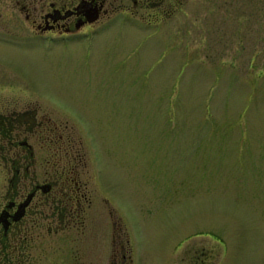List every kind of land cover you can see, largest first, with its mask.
Segmentation results:
<instances>
[{"label":"rangeland","instance_id":"1","mask_svg":"<svg viewBox=\"0 0 264 264\" xmlns=\"http://www.w3.org/2000/svg\"><path fill=\"white\" fill-rule=\"evenodd\" d=\"M257 5L64 47L0 45V107L19 102L68 124L96 202L84 234L37 231L34 264H80L82 253L90 264L114 233L133 240L142 264H189L190 245L208 264H264ZM9 169L0 161V208Z\"/></svg>","mask_w":264,"mask_h":264},{"label":"flooded vegetation","instance_id":"2","mask_svg":"<svg viewBox=\"0 0 264 264\" xmlns=\"http://www.w3.org/2000/svg\"><path fill=\"white\" fill-rule=\"evenodd\" d=\"M246 2H257L259 15L261 0H0V45L34 51L122 35L132 28L145 33L182 15L221 13L226 18ZM19 104L0 107V161L10 164L12 174L0 208V231L15 244L13 264H34L31 251L41 236L36 232L47 225L50 234L70 228L81 234L83 227L84 234L86 211L96 202L83 179L85 153L73 129L39 107ZM105 239L90 264H142L129 236L114 233ZM189 247V264H208L209 253L198 261L195 247ZM80 256V264H87V255Z\"/></svg>","mask_w":264,"mask_h":264},{"label":"trees","instance_id":"3","mask_svg":"<svg viewBox=\"0 0 264 264\" xmlns=\"http://www.w3.org/2000/svg\"><path fill=\"white\" fill-rule=\"evenodd\" d=\"M16 253L13 240L0 231V264H13Z\"/></svg>","mask_w":264,"mask_h":264},{"label":"water","instance_id":"4","mask_svg":"<svg viewBox=\"0 0 264 264\" xmlns=\"http://www.w3.org/2000/svg\"><path fill=\"white\" fill-rule=\"evenodd\" d=\"M30 200V199H29ZM29 200H27V202L25 203V205H27L29 203Z\"/></svg>","mask_w":264,"mask_h":264}]
</instances>
